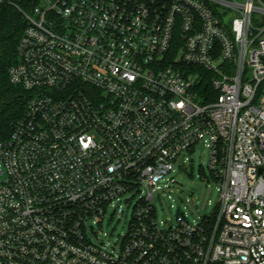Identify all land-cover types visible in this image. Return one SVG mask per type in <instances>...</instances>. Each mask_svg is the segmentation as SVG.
I'll return each mask as SVG.
<instances>
[{
  "label": "built area",
  "instance_id": "2783aa9c",
  "mask_svg": "<svg viewBox=\"0 0 264 264\" xmlns=\"http://www.w3.org/2000/svg\"><path fill=\"white\" fill-rule=\"evenodd\" d=\"M24 16L0 264H264V0H39ZM201 144L216 210L159 220ZM129 192L121 244L93 239Z\"/></svg>",
  "mask_w": 264,
  "mask_h": 264
},
{
  "label": "rangeland",
  "instance_id": "374dc122",
  "mask_svg": "<svg viewBox=\"0 0 264 264\" xmlns=\"http://www.w3.org/2000/svg\"><path fill=\"white\" fill-rule=\"evenodd\" d=\"M189 155H184V157ZM191 161L185 166L177 164L174 176L177 186L174 188L173 200L163 198V205L158 204V219L171 222L179 213L186 212L188 218L200 219L204 215H211L219 202L218 184L208 180L211 176L209 169L210 152L204 145H199L190 155ZM139 193L129 192L122 197L121 207L110 209L101 223L94 224L96 234L93 239L104 240L109 246H119L128 232L133 217L134 205L139 199ZM209 201L211 202L209 204ZM171 204L174 207H171Z\"/></svg>",
  "mask_w": 264,
  "mask_h": 264
},
{
  "label": "trees",
  "instance_id": "16d2710c",
  "mask_svg": "<svg viewBox=\"0 0 264 264\" xmlns=\"http://www.w3.org/2000/svg\"><path fill=\"white\" fill-rule=\"evenodd\" d=\"M39 0H2L0 2V138L7 137L14 122L19 119L25 109L26 92L9 79V69L17 61V45L26 27L24 16L37 5ZM209 79L200 83L201 92L210 88L213 73L204 75ZM211 101V99H210Z\"/></svg>",
  "mask_w": 264,
  "mask_h": 264
}]
</instances>
